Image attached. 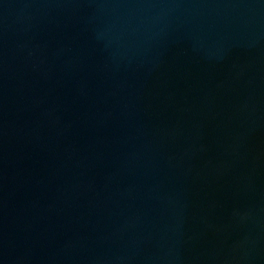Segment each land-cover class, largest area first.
<instances>
[{
  "label": "water",
  "instance_id": "water-1",
  "mask_svg": "<svg viewBox=\"0 0 264 264\" xmlns=\"http://www.w3.org/2000/svg\"><path fill=\"white\" fill-rule=\"evenodd\" d=\"M0 264H264V0H0Z\"/></svg>",
  "mask_w": 264,
  "mask_h": 264
}]
</instances>
